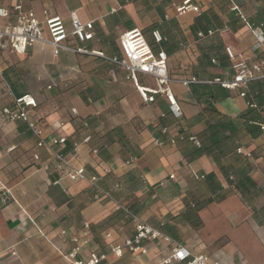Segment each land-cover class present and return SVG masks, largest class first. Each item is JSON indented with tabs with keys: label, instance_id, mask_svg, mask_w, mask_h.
Wrapping results in <instances>:
<instances>
[{
	"label": "crops",
	"instance_id": "0c3cea01",
	"mask_svg": "<svg viewBox=\"0 0 264 264\" xmlns=\"http://www.w3.org/2000/svg\"><path fill=\"white\" fill-rule=\"evenodd\" d=\"M19 1L41 24L44 11L68 29L71 12L93 22L92 40L66 43L107 57L120 58V36L140 30L154 53L166 54L167 74L174 80H230L225 47L248 64L264 60L249 29L264 33V0H190L199 12L181 15L176 8L184 0H0L10 11L8 21ZM8 21L0 19V28ZM0 70L14 97L29 94L35 100L29 119L41 139L66 138L61 152L69 161L59 168L50 152L37 146L39 138L27 123L5 120L1 109L12 98L0 88V185L9 192H0V264H66L61 254L72 244L61 241L59 232L79 234L85 223L93 240L89 250L108 254L105 264H160L174 243L220 264H264V135L248 134L240 117L249 112L248 102L264 105V82L250 83L245 98L240 90L214 84L172 82L182 111L174 119L163 95L144 101L123 69L92 55L54 56L49 46L35 43L24 55L0 51ZM137 83L156 89L149 76L139 74ZM217 122L230 129L214 146L203 133ZM237 148L250 157L237 154ZM79 167L85 179L70 181L67 174ZM229 176L234 182L249 178L250 193L230 187ZM91 177L97 178L94 184ZM208 198L212 201L201 209L192 208ZM135 221L168 232L169 241L144 242L146 255L123 251L116 258L110 246L133 237Z\"/></svg>",
	"mask_w": 264,
	"mask_h": 264
},
{
	"label": "built area",
	"instance_id": "2783aa9c",
	"mask_svg": "<svg viewBox=\"0 0 264 264\" xmlns=\"http://www.w3.org/2000/svg\"><path fill=\"white\" fill-rule=\"evenodd\" d=\"M232 10L237 12L240 16V11L237 6H232ZM14 13V20L8 21L10 18V11L0 7V19L7 20V24L0 28V51H8L16 55H24L27 50L35 43H41L49 46L53 55L57 56L60 52H71L77 54L92 55L105 59L109 63L121 68L125 72V79L130 81L135 86L136 90L144 98V101L152 102L154 94L163 95L168 103L169 112L174 119H179L182 116L180 105L173 97L169 85L172 82L180 83L184 87H189L191 84L204 83L210 85H218L220 88L234 91H239V97H246V89L250 83L264 82V60L254 61L248 64L247 61L236 55L230 47L224 48V53L231 63L233 76L230 80L221 78H214L211 81L201 82L196 78L174 80L167 74V57L162 51L154 53L150 46L144 39L142 32L134 29L122 34L119 38V48L121 57H107L101 52H88L83 48L75 45L67 44V40L74 39L79 43L87 42L93 39V22H83L79 19L75 12L69 14L70 28L65 27L63 21L58 16H49L46 11L43 12L44 21L41 24L31 11H24L22 3L19 1L12 7ZM178 15L187 12L198 13L199 8L191 4L190 0H184L182 4L176 8ZM241 18L244 20L243 16ZM41 25L45 27V32ZM251 33L258 45L262 47L264 52V33L259 27L249 26ZM212 31H207L206 35H211ZM205 34L198 33V38L204 37ZM152 38L155 43H159L162 38L157 31L152 32ZM139 74L149 76L154 79L156 83L155 90L145 89L140 87L137 83V76ZM0 88L4 89V93L12 98L11 105L5 106L1 109V113L6 121H21L27 123L33 134L39 138L37 142L38 147L45 148L50 152L52 158L59 164V168L66 167L69 161L61 152L66 144L64 136H54L47 142H44L40 135L41 132L35 127V124L29 119L30 110L36 108V102L29 94H23L14 97L5 83L3 72L0 70ZM149 94V95H148ZM247 108L254 110L260 115H264V105H259L253 101L248 102ZM71 112L75 114V110ZM249 124L255 125L259 128L261 135H264V122L249 121ZM89 137H85L83 142L87 143ZM189 141L200 146L199 141L195 137H190ZM96 150H92L96 154ZM237 154L250 157L249 153H244L242 148L236 149ZM35 160L37 155L33 156ZM70 181H80L85 179L84 168L79 167L67 174ZM173 179V176H169ZM96 177H91L89 182L94 184ZM232 181L233 177L229 176ZM0 192L9 193L5 186L0 185ZM135 234L131 238H126L121 244H112L110 246V254L116 258H121L123 251L128 252L133 256H143L147 254V249L144 242H154L156 240L169 241V238L158 230L148 226L144 222L135 221ZM59 238L63 242L72 244V248L66 254H61L63 261L66 264H105L108 261V254H103L97 248L89 250L92 244V234L90 226L85 223L83 230L79 234H68L67 230L59 232ZM86 251L85 256H82ZM14 255V253H13ZM160 264H220L212 261L210 257L202 252L193 253L190 249L182 244H172L171 253L164 258Z\"/></svg>",
	"mask_w": 264,
	"mask_h": 264
},
{
	"label": "trees",
	"instance_id": "16d2710c",
	"mask_svg": "<svg viewBox=\"0 0 264 264\" xmlns=\"http://www.w3.org/2000/svg\"><path fill=\"white\" fill-rule=\"evenodd\" d=\"M264 93V88L261 91V94ZM260 94V95H261ZM241 120L243 121V125L246 128L248 134L252 135V136H257V135H261L259 128L255 125H251L249 124V121H259V122H264V116L256 113L254 110H249L248 113L243 114L240 116ZM230 129V125L229 123L226 122H217L214 123L212 125H209L207 127V129L205 130V132L203 133V135L205 137H207V140H209V143H211L212 145L216 146L218 144V136L220 135V133H225L226 130ZM217 138V139H213V138ZM210 147V146H209ZM207 149V148H206ZM209 178H212V176H208ZM253 182L250 181L249 178L246 177H242L241 179L237 180V181H230L229 180V186L230 187H234L235 189H237L238 191H241L243 193H250L249 188L253 187ZM226 195V194H225ZM224 194L220 195V199H222L223 197H225ZM211 198L205 199L202 202H193V209H201L203 207V205L205 203H209L211 202ZM187 209H191L190 205L187 204ZM195 212H194V217H195ZM193 217H189V220H191ZM193 224H195V226L199 225V222L194 221ZM166 236H168V232L163 233ZM169 237V236H168ZM170 238V237H169Z\"/></svg>",
	"mask_w": 264,
	"mask_h": 264
}]
</instances>
